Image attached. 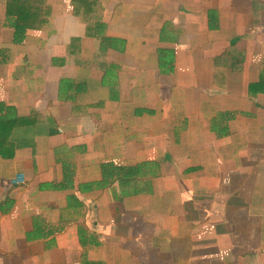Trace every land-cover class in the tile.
<instances>
[{
  "label": "crops",
  "instance_id": "0c3cea01",
  "mask_svg": "<svg viewBox=\"0 0 264 264\" xmlns=\"http://www.w3.org/2000/svg\"><path fill=\"white\" fill-rule=\"evenodd\" d=\"M10 7L0 264H264V0H100L94 38L47 0L21 44Z\"/></svg>",
  "mask_w": 264,
  "mask_h": 264
},
{
  "label": "trees",
  "instance_id": "16d2710c",
  "mask_svg": "<svg viewBox=\"0 0 264 264\" xmlns=\"http://www.w3.org/2000/svg\"><path fill=\"white\" fill-rule=\"evenodd\" d=\"M8 2L10 3L11 7L6 19L10 25L14 26V42L16 44H21L24 41L27 31H39L44 27L45 21L43 19V10L44 4L47 2V0H8ZM99 3L100 0H72L74 16L79 19L81 23L86 25L87 37H96L97 32L100 29V26H98V23L95 20V12ZM111 42H114V45L122 44L116 40L102 37L100 50L108 51L109 49L114 48ZM227 54L216 58V65H223L222 67L228 66V60L226 61V59L229 57ZM159 62L162 63V60ZM235 63L236 61L233 60V69L239 70L240 65L235 66ZM263 85L264 79L260 80V82L256 84H252L250 87L254 90H259ZM1 107L2 105H0V108ZM31 117L32 116L28 118L8 119L6 117L0 116V148H3L5 141L7 142L6 135L8 136L18 129L31 126ZM11 146L14 147L13 145ZM64 171H66L65 178H67L69 175L67 174V167H64ZM101 171L103 178L102 181L97 185V188L99 189L107 188L119 179L131 180L136 176V171L134 168L119 167L111 164L102 165Z\"/></svg>",
  "mask_w": 264,
  "mask_h": 264
}]
</instances>
